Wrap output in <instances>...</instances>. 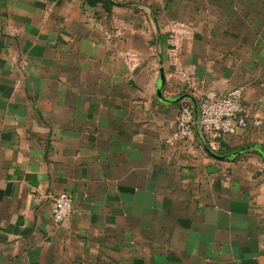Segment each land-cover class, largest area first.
<instances>
[{"label":"crops","instance_id":"obj_1","mask_svg":"<svg viewBox=\"0 0 264 264\" xmlns=\"http://www.w3.org/2000/svg\"><path fill=\"white\" fill-rule=\"evenodd\" d=\"M181 25L192 93L168 55ZM235 87L246 129L169 142L182 95ZM252 144L264 0H0V264H264V154L207 150Z\"/></svg>","mask_w":264,"mask_h":264},{"label":"built area","instance_id":"obj_2","mask_svg":"<svg viewBox=\"0 0 264 264\" xmlns=\"http://www.w3.org/2000/svg\"><path fill=\"white\" fill-rule=\"evenodd\" d=\"M190 34L188 25H181L180 30L172 34L171 47L168 55L171 63L178 69L180 81L185 86L187 93L200 89L199 79L191 68L180 64L181 44L184 37ZM132 67L139 63V57L133 53L125 55ZM243 89L235 87L226 91H204L197 101V113L195 104L190 98H184L181 102L176 118V130L169 139L173 142L178 139L189 138L194 133L196 125H199L212 149L219 147L218 139L226 134H237L240 130L249 126L251 117L243 106ZM255 125H261V119H254ZM73 212V196L68 192H60L52 196V217L56 225H61Z\"/></svg>","mask_w":264,"mask_h":264},{"label":"water","instance_id":"obj_3","mask_svg":"<svg viewBox=\"0 0 264 264\" xmlns=\"http://www.w3.org/2000/svg\"><path fill=\"white\" fill-rule=\"evenodd\" d=\"M162 78H164V74H162ZM158 95L160 97H162L163 99H166L163 95H162V89L159 88V91H158ZM191 98L195 104V111L197 113V101L195 100V98L191 95V94H184L180 97V99H184V98ZM178 99V100H180ZM251 149H258L260 150L263 154H264V151L261 147H259L258 145H248L246 147H243L241 149H238V150H235L233 152H230V153H227V154H221V153H218L214 150H212L209 146H207V150L209 151V153L214 156L215 158L217 159H221V160H228V159H232L234 157H237L239 155H241L242 153H244L245 151H248V150H251Z\"/></svg>","mask_w":264,"mask_h":264},{"label":"trees","instance_id":"obj_4","mask_svg":"<svg viewBox=\"0 0 264 264\" xmlns=\"http://www.w3.org/2000/svg\"><path fill=\"white\" fill-rule=\"evenodd\" d=\"M93 1H97V0H93ZM233 151H235V150L228 149V150H224L222 153L227 154V153H230V152H233Z\"/></svg>","mask_w":264,"mask_h":264}]
</instances>
